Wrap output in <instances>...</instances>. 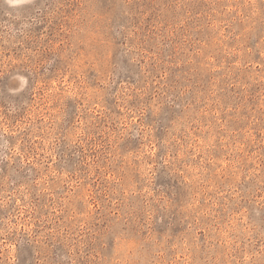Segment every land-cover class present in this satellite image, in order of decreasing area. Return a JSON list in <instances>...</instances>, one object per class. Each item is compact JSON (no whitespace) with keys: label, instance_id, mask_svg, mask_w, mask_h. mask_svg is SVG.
<instances>
[{"label":"rangeland","instance_id":"374dc122","mask_svg":"<svg viewBox=\"0 0 264 264\" xmlns=\"http://www.w3.org/2000/svg\"><path fill=\"white\" fill-rule=\"evenodd\" d=\"M0 264H264V0H0Z\"/></svg>","mask_w":264,"mask_h":264}]
</instances>
